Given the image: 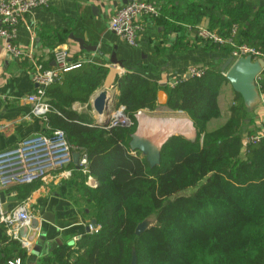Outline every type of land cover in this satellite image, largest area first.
<instances>
[{
    "label": "trees",
    "instance_id": "trees-1",
    "mask_svg": "<svg viewBox=\"0 0 264 264\" xmlns=\"http://www.w3.org/2000/svg\"><path fill=\"white\" fill-rule=\"evenodd\" d=\"M151 2L160 9L156 19L167 31L180 32L172 47L175 54L198 47L189 45L188 34L206 19L209 31L231 40L224 45L202 40L206 52L232 57L237 47L248 46L264 55V5L248 0ZM58 34L63 44L67 34ZM72 64L79 67L46 89L50 110L45 118L51 133L63 131L75 153L87 158L86 172L79 168L77 203L79 214L95 220L99 231L85 234L75 246L55 247L43 264H131L134 254L136 264H264V138L243 142L241 132L251 113L238 94L229 121L207 131L221 116L218 98L227 79L220 67L212 65L201 78L164 88L137 69L125 70L113 84L118 91L115 107L123 108L131 124L105 128L73 107L92 110L91 99L109 75L107 63L93 58ZM259 86L264 96V72ZM161 90L169 110L188 115L197 139L170 138L161 165L152 170L140 153L129 149V141L138 127L136 115L156 111ZM90 177L97 186L85 184ZM39 185L17 188L29 194ZM190 187H197L192 195H178ZM146 220L150 227L137 235ZM0 244L4 264L15 259L22 264L27 257L17 240L5 237Z\"/></svg>",
    "mask_w": 264,
    "mask_h": 264
},
{
    "label": "crops",
    "instance_id": "crops-1",
    "mask_svg": "<svg viewBox=\"0 0 264 264\" xmlns=\"http://www.w3.org/2000/svg\"><path fill=\"white\" fill-rule=\"evenodd\" d=\"M127 1L51 0L49 8L35 10L21 21L16 43L29 52V57H24L22 60L9 57L4 42L0 40V152L14 148L30 135L51 133L48 130L46 119L33 115L34 105L29 103L27 98L35 91L31 79L33 64L40 62L44 66L54 67L56 51H68L71 63L74 59L81 62L93 58H100L107 63L109 75L102 88L93 95L91 102L102 90H107L115 102L118 91L113 84L116 77L122 75L127 69H137L143 77L157 82L161 87H166L183 77L186 78L192 66L208 68L215 65L221 69L228 60L229 56L218 52L208 53L204 50L197 28H206L208 24L206 19L195 28L192 34H188L189 45L197 43L198 47L182 54H175L172 51V47L180 37V32L178 30L167 31L164 22L157 19L143 18V29L136 47L127 45L108 28L110 17ZM146 1L159 2L160 0ZM248 1L255 5H264V0ZM187 29L192 31L191 27ZM58 32L67 34L63 44L58 43L63 39ZM70 36L81 38L87 44L97 46V52L80 50L79 44ZM113 52L117 53V59L123 62L124 68L110 63ZM224 88L226 87L223 86L218 98L221 118L225 112L223 110L225 96L222 95L226 92ZM111 104L105 113L106 116L110 115ZM73 109L79 113H88L95 123L101 119L93 108L90 111L86 105L76 104ZM145 112L143 116L150 119L151 117L146 116ZM148 112L152 116H164L162 119L165 120L160 121L163 123L160 126L166 127L167 132L176 129H169L164 123L178 122L179 120H174L175 117L179 119L178 115L186 116L190 121L187 114L171 111L166 106H159L156 111ZM230 116L231 112L226 121L216 124L217 128L223 127ZM218 119L210 123H216V121L218 123L220 120ZM154 123L156 124V121ZM79 171L76 164L68 166L52 174L29 194L26 189L22 190L17 187L2 192L7 209L13 210L21 204H26L32 218L31 221L36 219L39 221L36 229L32 228L31 223L24 226L29 230L27 238L19 237L18 242L27 253L22 264H43V260L51 254L55 247L70 245L71 242L75 246L79 238L88 234L87 227L91 222L79 214L81 206L77 203L79 198L77 184L81 183ZM85 184L94 187L97 186V181L90 177ZM74 185L75 188H73ZM32 232H35L33 238L30 236ZM5 237L10 238L6 228L0 224V242ZM4 261L5 257L0 252V264H4Z\"/></svg>",
    "mask_w": 264,
    "mask_h": 264
},
{
    "label": "built area",
    "instance_id": "built-area-1",
    "mask_svg": "<svg viewBox=\"0 0 264 264\" xmlns=\"http://www.w3.org/2000/svg\"><path fill=\"white\" fill-rule=\"evenodd\" d=\"M51 0H2L0 1V40L5 44V50L9 57L13 59H23L29 57V52L21 48L16 43L19 26L23 18L38 9H47L50 7ZM159 8L154 2L146 0H128L120 9H118L109 19V30L121 38L127 45L136 47L140 33L143 29V18L156 19L160 17ZM236 26H233V34L236 32ZM198 37L218 45L231 43V40H225L216 32H211L206 28H197ZM250 56L254 61L264 59V55L254 48L248 46L237 47L232 57L237 60L242 57ZM69 53L66 50L56 51L54 54V67L44 66L42 63L35 62L31 69V79L35 86V91L27 101L34 105L33 115L45 118L50 110L46 99V89L56 82H60L65 73L78 68L70 62ZM207 68L192 66L189 68L188 75L191 78H201L204 76ZM224 77L225 74L223 73ZM186 78H181L172 84L177 85ZM258 83V91L259 88ZM261 94V93H260ZM264 107V97L260 95ZM92 105V102H91ZM112 115L110 126L120 125L122 127L130 126L131 122L124 115L123 108ZM262 125L259 134L252 136L249 142L258 143L264 138V109L262 111ZM144 114L140 111L136 117ZM46 119V118H45ZM97 124V123H95ZM109 126V127H110ZM75 148L69 143L63 131H53L52 133H37L21 140L14 148L0 152V224L7 231L10 238L19 240L20 229L31 223L26 204H21L13 210L6 208L2 198V192L17 186H28L35 183H42L50 176L69 165L73 164V154ZM86 156H81L79 168L86 172ZM90 234L98 233L99 227L93 229L91 224ZM1 248V244H0ZM8 264H21L20 259L9 261Z\"/></svg>",
    "mask_w": 264,
    "mask_h": 264
},
{
    "label": "water",
    "instance_id": "water-1",
    "mask_svg": "<svg viewBox=\"0 0 264 264\" xmlns=\"http://www.w3.org/2000/svg\"><path fill=\"white\" fill-rule=\"evenodd\" d=\"M77 44L82 51L86 52H97L98 47L87 44L81 38H75L70 36ZM110 63L113 65H118L121 68H124L123 62L117 59V53L113 52L110 57ZM221 72L225 74V78L230 83L231 88L235 94H238L243 99L245 107L248 112L257 104L260 99V93L258 91L257 79L264 72V59H259L254 61L252 57L246 56L235 60L233 57H229L226 63L222 66ZM191 76L187 75L186 79H190ZM165 87V86H163ZM45 101L49 103V99L46 97ZM168 102V96L165 91H159L157 96V103L159 106H166ZM111 105H115L114 98H111L107 90H102L92 100V108L96 114H98L101 119L97 125L101 127H109L112 121V118L108 115L106 116L108 108ZM160 119L162 118H152L151 121L159 120L158 124L148 122L143 124L141 123L139 116L137 117L138 127L136 131L130 135L129 149L136 153H140L147 161L150 169H156L161 165L162 149L167 143V141L173 136L178 134L172 133L167 134L166 127H162L159 124L161 123ZM191 122V120H190ZM192 124V122H191ZM188 141L195 142L194 137H187L183 135ZM80 155L78 153L73 154L74 164H78ZM45 220L49 221L47 218ZM91 226L93 229L97 228V222L95 220L91 221ZM151 225L150 220H146L141 223L137 229L136 234L141 235L144 233ZM31 226L33 229L38 228L39 221L32 220ZM87 232H90V227H87ZM35 232H32L30 235L33 238ZM29 236V230L27 227H22L20 230V237L25 239ZM73 242L70 243L72 245ZM137 258L136 255H133L132 263L136 264Z\"/></svg>",
    "mask_w": 264,
    "mask_h": 264
},
{
    "label": "rangeland",
    "instance_id": "rangeland-1",
    "mask_svg": "<svg viewBox=\"0 0 264 264\" xmlns=\"http://www.w3.org/2000/svg\"><path fill=\"white\" fill-rule=\"evenodd\" d=\"M204 27H206V25ZM200 41H202V40H200ZM104 84H105V82H104ZM169 86L173 87L172 84L169 85ZM224 86L226 87V88H224V89H226V92L224 94H222V95L225 96V99L223 100V110H225L224 116L222 118L220 116V118H219L220 120L218 119L219 120L218 123H217V121H216V123H213V122L210 123L208 125V127H207V131L208 132H211V131L213 132L214 130H216V128H217L216 124H221L222 122L226 121L228 119V116H229L231 110H232L236 94L234 93V91L231 88L230 83L228 81H227V83L224 84ZM263 109H264L263 103L260 100L257 104H255V106L250 111L251 114L249 116V121L244 125V127L242 129V132H241L242 136H243V142H249V139L252 136H255V135L260 133V131H261L260 127L262 125V118H263V113H262ZM118 110L119 109L117 107H115V105L113 103V105H111V109L109 111L110 112L109 116H111L113 113H116V111H118ZM143 112H145V111H143ZM145 113L147 114L146 116H148L149 118L151 117L150 119H152V117L153 118H162V117H164V116H160V117L152 116L148 111H146ZM180 116H181V118H180ZM180 116L178 115L179 119H176V117H175L174 120H187L186 116H182V115H180ZM142 117H144V116H142ZM144 118L148 119L146 117H144ZM150 119H148V120H150ZM160 120H165V119H160ZM166 120H171V119H166ZM157 121H156V124L159 123ZM189 124H190V126H189V129H187V130L176 129V130L168 132V133H170V134L175 133V134H178V135L181 133V134H184L187 137H194L195 139H197V132H196V129H195L194 125H192L190 123V121H189ZM242 151H243V154H244L245 153L244 148H243ZM36 187H38V186H36ZM196 188L197 187H190L187 190H184V191L180 192L178 195L190 196V195H192L195 192Z\"/></svg>",
    "mask_w": 264,
    "mask_h": 264
},
{
    "label": "bare ground",
    "instance_id": "bare-ground-1",
    "mask_svg": "<svg viewBox=\"0 0 264 264\" xmlns=\"http://www.w3.org/2000/svg\"><path fill=\"white\" fill-rule=\"evenodd\" d=\"M140 116H143V114ZM140 116H139V119H140L141 123H143V124H145V123L148 124V122L154 123L153 121L145 119L144 117H140ZM164 124H166V126L169 129H180V130L189 129V121H187V120H179L178 122H165ZM159 125H163V123H160ZM167 134H170V133L167 132Z\"/></svg>",
    "mask_w": 264,
    "mask_h": 264
}]
</instances>
